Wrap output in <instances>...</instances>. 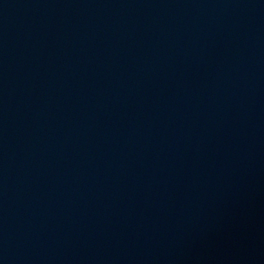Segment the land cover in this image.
<instances>
[{
    "label": "water",
    "instance_id": "95a60500",
    "mask_svg": "<svg viewBox=\"0 0 264 264\" xmlns=\"http://www.w3.org/2000/svg\"><path fill=\"white\" fill-rule=\"evenodd\" d=\"M0 264H264V0H0Z\"/></svg>",
    "mask_w": 264,
    "mask_h": 264
}]
</instances>
